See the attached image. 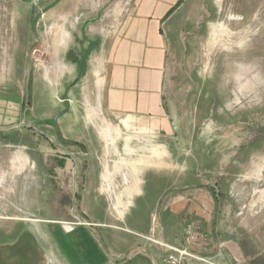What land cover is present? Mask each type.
<instances>
[{"label":"rangeland","instance_id":"1","mask_svg":"<svg viewBox=\"0 0 264 264\" xmlns=\"http://www.w3.org/2000/svg\"><path fill=\"white\" fill-rule=\"evenodd\" d=\"M188 1L181 14L188 5L193 6V0ZM132 2L31 0L28 11L16 8L13 12L16 22H31L32 32L29 42L24 43V50H15L14 59L4 58L6 53L0 51V64L10 61L16 70L21 71L14 75L2 74L0 65V97L10 99V108L15 115L14 123L0 128V264H12L14 259V264H23L25 258L37 259L34 245L38 242L37 233L40 228L46 227L49 234L51 232L53 242L61 250L60 254L67 256L72 246L69 243L70 235L67 236L54 222L64 224L79 220L87 223L76 214L77 197L71 202L65 193L57 196L63 202L48 204L56 212L55 218L47 220L29 216L33 212L24 211L19 202H1V198L6 197L2 186L10 189L17 185L29 186L31 194L42 190L44 194L50 195L54 192L48 193L49 188L63 191L67 186L70 188L74 178L73 183L78 184L79 169L73 163L62 172L61 179L55 175L58 172L53 171L54 167H65L61 164L65 162L66 156L61 154L68 150L59 149L60 141L52 124L60 113L66 111V107L63 108L64 103L69 102L65 98L66 86L68 88L74 82L68 83L71 72L76 70L74 83H77L85 76H78V65L82 59L85 58L86 73L99 55L100 39L82 34L81 29L103 22L106 29L111 31L116 24L118 10H121V19L124 18ZM217 2L220 4L221 0ZM220 9L219 19H211L213 22H188V25L182 22L183 31L171 37L164 68L163 100L171 122L183 137L179 140L176 138L175 144L184 146L186 150L189 147L202 148L197 154L202 169L212 170L206 176L194 172L193 176L197 178L194 177V180L211 187L218 198L222 185H229L232 195L238 189L242 202L237 211V220L246 232L255 237V246L261 247L263 241L258 232L264 227V0H223ZM192 10L197 12L198 8L193 7L187 13ZM10 15L6 2L0 0V22H8ZM230 15L239 20L227 19ZM0 28L6 29L1 24ZM64 33L66 36L62 37ZM2 40L1 33L0 46ZM34 50H37L35 56ZM12 55L10 52V57ZM54 61L60 67V74L56 79L52 76V82H48L44 77V68H50ZM63 80L67 82L66 85ZM76 112L75 109L69 112L68 122L73 120L72 127L67 130L70 135H73L76 127L77 134L82 133ZM69 113H66L67 116ZM45 119L48 120L47 124L38 123ZM110 125L104 126L112 131L115 140L111 141L121 149L125 135L121 134L123 131L117 126ZM28 142L29 148L34 150L31 151L34 160L28 161L25 157L22 161L21 154L24 148L28 152V146L25 145ZM129 146L142 148L141 156H149L151 148L146 142L134 141ZM178 158L179 164L185 158H191L196 168L195 155H181ZM32 161L47 166L45 172L42 170L48 176L46 180L43 174H39L42 171L31 174L16 166V163L29 162L30 167ZM145 161L144 158L142 162ZM76 185L75 188L78 187ZM37 199L40 201L42 198L39 196ZM40 207L42 214L47 212L46 200L41 201ZM84 207L80 206L81 209ZM8 209L20 217L4 218L7 213L12 214ZM93 231L97 233L96 229ZM116 234L122 236L128 233L125 229H117ZM89 237L85 248L82 245L74 246L76 257H82L88 264H151L150 260L135 253L111 260L110 244L103 242L98 234ZM263 258L264 255L259 254L254 261L259 262ZM153 259L156 264H161Z\"/></svg>","mask_w":264,"mask_h":264},{"label":"crops","instance_id":"2","mask_svg":"<svg viewBox=\"0 0 264 264\" xmlns=\"http://www.w3.org/2000/svg\"><path fill=\"white\" fill-rule=\"evenodd\" d=\"M132 1L124 18L121 19V10H118V18L115 19L116 24L111 31L106 29L103 22L81 29L82 34L100 39L99 55L77 83H74L76 70L71 72L68 83L74 82L69 84L70 86L67 84L68 88L66 86L65 98L69 102L63 105V108L68 110L60 113L52 124L60 141L59 149L68 150L61 154L66 156L65 162L61 164L65 167L57 166L53 171L58 172L55 175L61 179L62 172L68 170L73 163L79 169L78 184L73 183L74 178L70 188L67 186L63 191L49 188L48 193L54 192L50 195L44 194L42 190L31 194L30 190L28 191L29 186L17 185L11 189L2 186L6 197L1 198V202H19L24 211L27 209L28 212H33L29 216L47 220L55 218L56 212L48 204L63 202L56 198L57 196H63L65 193L71 202L77 197L76 214L87 222H64L68 225L66 228L61 227L63 222H54L67 236L70 235L69 243H72V246L64 257L53 242L47 227L40 228L37 233L38 242L34 244L38 258L24 259L23 264H88L82 257H76L74 246L84 247L92 234H98L103 242L110 244L111 260L135 253L150 260L151 264H156L153 258L162 264L161 257L165 251L138 237L150 234L153 218L157 221L156 238L168 246L179 247L183 243L182 233L186 225L196 222L207 245V250L201 252L202 255L215 258L219 264H264V258L259 262L254 261L259 254L264 255V227L258 232L263 246L256 247L255 237L246 232L237 220V211L242 202L238 189L235 195H232L230 186L222 185L218 198L211 187L194 180V172H201L206 176L212 170L202 169L197 155L202 148L189 147L186 150L184 146L175 144L176 138L179 140L183 137L171 122L163 100L164 68L171 37L183 31L182 22H187L188 25V22L219 19L223 0L220 4L217 0H193V6L188 5L182 14V8L187 5L188 0ZM4 2L7 11L11 12V17H7L8 22H0L1 26L6 28H0L4 39L0 51L6 53L4 58L14 59L15 50L23 51L24 43L29 42L32 25L31 22H16L13 12L16 8L28 11L31 0ZM193 7H197L198 11L192 10L188 14L187 11ZM76 9L79 7L76 6ZM10 52L13 53L11 57ZM0 65L2 74L21 73L10 61ZM63 82L66 85L67 82ZM10 107V99L1 96L0 128L15 122V115ZM71 109L77 110V122L82 132L80 134H77L78 127L73 135L67 133L73 123L72 119L68 122ZM66 113H69L68 116ZM47 122V119L38 121L39 124ZM108 123L111 127L115 125L122 130L121 134H124L125 138L130 136L131 140L127 146L125 142L121 149L115 146L111 141L115 140L111 130L107 134L102 132L101 127ZM134 141L146 142L151 148L149 156H141L140 153L144 150L142 148L130 147ZM182 143L184 145V142ZM25 145L28 146V152H25V148L23 154L19 152L23 156L20 159L23 161L22 158L26 157L28 161L34 160V150L29 148L30 143ZM181 155H195L196 168L192 164V156L179 164L178 157ZM144 158L146 161L142 162ZM76 162L78 164H75ZM29 165V162L16 163V166L31 174L47 168L46 165L44 167L34 161L30 167ZM15 169L19 170L18 167ZM39 174H43V171ZM43 176L45 180L48 177L45 173ZM60 185L62 187V183ZM75 185L78 187L75 188ZM39 196L42 198L40 201L37 199ZM45 200L47 212L42 214L40 204ZM82 205L85 206L84 209L80 208ZM8 212L12 214L7 213L4 218L20 217L11 209H8ZM69 215L75 218L71 213ZM93 229H96L97 233ZM117 229H125L128 234L118 236ZM14 261L15 259L12 264L16 262Z\"/></svg>","mask_w":264,"mask_h":264},{"label":"built area","instance_id":"3","mask_svg":"<svg viewBox=\"0 0 264 264\" xmlns=\"http://www.w3.org/2000/svg\"><path fill=\"white\" fill-rule=\"evenodd\" d=\"M36 53L37 50H34L33 55L35 56ZM156 231L157 221L153 218L150 234L138 237L153 243L159 249L165 251V254L161 257L162 264H219L215 258H208L202 255L201 252L207 250V245L198 223L191 222L186 225L182 233L183 243L179 247L168 246L158 240Z\"/></svg>","mask_w":264,"mask_h":264},{"label":"bare ground","instance_id":"4","mask_svg":"<svg viewBox=\"0 0 264 264\" xmlns=\"http://www.w3.org/2000/svg\"><path fill=\"white\" fill-rule=\"evenodd\" d=\"M227 19H229V20H236V21H238L239 19H237L236 17H234V16H232V15H230L229 17H227ZM219 33V32H218ZM220 34V33H219ZM63 35H64V37L66 36V34L64 33V34H61V36L63 37ZM217 35V34H216ZM222 35V34H221ZM226 41V40H225ZM231 45V44H230ZM230 50V49H229ZM43 69V68H42ZM44 77H45V79L48 81V82H52V76L56 79V77H58V75L60 74V67H59V65H58V63L56 62L55 63V61L54 62H52V65L50 66V68H48V69H46V68H44ZM54 81V80H53ZM99 105V104H98ZM90 114V112H88V115ZM107 129V128H106ZM106 129H103L102 130V132H105L106 134H107V132H109L108 131V129L106 130ZM105 134V135H106ZM142 135V134H141ZM131 139H130V136H128L127 135V137L125 138V142H126V146H127V144H129V141H130ZM125 146V147H126ZM127 148V147H126ZM122 162V161H121ZM131 164V163H130ZM136 165V164H135ZM127 166V165H126ZM128 166H129V164H128ZM121 167H123V166H121ZM128 168V167H127ZM134 168V167H133ZM120 169V168H119ZM127 170V169H126ZM135 170V169H134ZM105 177H107V175L105 176ZM109 178V177H108ZM110 182V181H109ZM137 182V181H136ZM112 183V182H111ZM134 183V182H133ZM133 186H135V185H133ZM136 188V187H135ZM125 190V189H124ZM123 190V191H124ZM127 190V189H126ZM137 191V190H136ZM133 193V192H132ZM122 194V193H121ZM129 195H131V194H129ZM132 196V195H131ZM123 198V197H122ZM118 199V198H117ZM124 203V202H123ZM119 204V203H118ZM121 207V206H120ZM123 208V207H122Z\"/></svg>","mask_w":264,"mask_h":264},{"label":"trees","instance_id":"5","mask_svg":"<svg viewBox=\"0 0 264 264\" xmlns=\"http://www.w3.org/2000/svg\"><path fill=\"white\" fill-rule=\"evenodd\" d=\"M78 67H79L78 76L79 78H82L85 74V58L82 59Z\"/></svg>","mask_w":264,"mask_h":264},{"label":"water","instance_id":"6","mask_svg":"<svg viewBox=\"0 0 264 264\" xmlns=\"http://www.w3.org/2000/svg\"><path fill=\"white\" fill-rule=\"evenodd\" d=\"M66 110H68V108H66ZM68 225L67 224H61L62 228H66Z\"/></svg>","mask_w":264,"mask_h":264},{"label":"flooded vegetation","instance_id":"7","mask_svg":"<svg viewBox=\"0 0 264 264\" xmlns=\"http://www.w3.org/2000/svg\"><path fill=\"white\" fill-rule=\"evenodd\" d=\"M25 259H27V258H25Z\"/></svg>","mask_w":264,"mask_h":264}]
</instances>
